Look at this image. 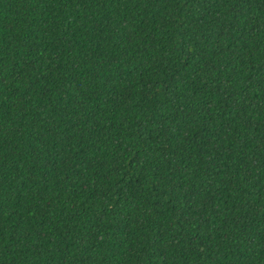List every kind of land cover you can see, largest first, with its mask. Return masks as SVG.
Returning <instances> with one entry per match:
<instances>
[{
  "label": "trees",
  "instance_id": "obj_1",
  "mask_svg": "<svg viewBox=\"0 0 264 264\" xmlns=\"http://www.w3.org/2000/svg\"><path fill=\"white\" fill-rule=\"evenodd\" d=\"M0 264H264V0H0Z\"/></svg>",
  "mask_w": 264,
  "mask_h": 264
}]
</instances>
